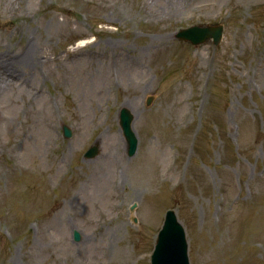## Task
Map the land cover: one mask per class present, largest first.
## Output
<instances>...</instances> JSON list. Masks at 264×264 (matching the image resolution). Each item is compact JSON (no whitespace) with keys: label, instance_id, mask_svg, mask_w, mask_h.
Listing matches in <instances>:
<instances>
[{"label":"rangeland","instance_id":"rangeland-1","mask_svg":"<svg viewBox=\"0 0 264 264\" xmlns=\"http://www.w3.org/2000/svg\"><path fill=\"white\" fill-rule=\"evenodd\" d=\"M170 208L191 264H264V0H0V264H151Z\"/></svg>","mask_w":264,"mask_h":264},{"label":"water","instance_id":"water-1","mask_svg":"<svg viewBox=\"0 0 264 264\" xmlns=\"http://www.w3.org/2000/svg\"><path fill=\"white\" fill-rule=\"evenodd\" d=\"M223 25H194L182 29L177 35L180 38L188 39L194 44L204 42L208 38H213L214 43H219L222 38ZM148 103L151 102L149 98ZM133 114L127 107L120 111V124L124 135L128 141V152L134 154L137 148L138 139L132 129ZM65 135L71 136L72 132L67 126L64 127ZM100 150L99 144L91 146L85 156L94 157ZM74 236L80 238V233L75 230ZM152 264H190L188 256V241L184 226L178 220L175 210L169 209L162 229L158 234L156 247L152 254Z\"/></svg>","mask_w":264,"mask_h":264}]
</instances>
